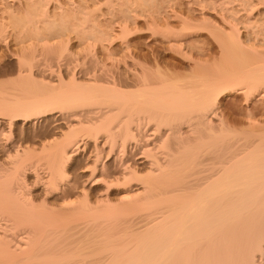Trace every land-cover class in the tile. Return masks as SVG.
I'll use <instances>...</instances> for the list:
<instances>
[{"label":"bare ground","instance_id":"obj_1","mask_svg":"<svg viewBox=\"0 0 264 264\" xmlns=\"http://www.w3.org/2000/svg\"><path fill=\"white\" fill-rule=\"evenodd\" d=\"M24 2L0 15L25 36L65 28L69 7ZM226 5L221 24H200L219 26L233 53L244 44ZM252 22L255 60L213 77L173 79L132 59L45 68L34 53L0 69V264H264V121L251 110L252 128L236 130L216 109L222 93L264 97V23Z\"/></svg>","mask_w":264,"mask_h":264},{"label":"rangeland","instance_id":"obj_2","mask_svg":"<svg viewBox=\"0 0 264 264\" xmlns=\"http://www.w3.org/2000/svg\"><path fill=\"white\" fill-rule=\"evenodd\" d=\"M43 1L45 3H43L44 6L42 5V8L47 9L49 12L60 10L58 6L61 4H63L62 7L64 8L66 6V9L69 7V14L66 16L65 21H63L64 23L59 25V21L55 22L60 28L66 24L64 25L66 29L63 27L64 30L62 28L60 31L55 24L54 27L60 33L58 32L57 36L53 38H42L43 40H40L35 35H33L34 38L32 35L25 36L20 29L21 27H17L16 30V27L12 26L14 24L12 19L0 15V24L3 25L4 29V35L2 34L4 37L0 36V69L6 67L5 69L10 70L11 68L12 70L14 68L13 65L15 66V58L18 59L22 55L32 56V53H34L33 56H35V59L38 58L40 66L43 65L45 68L51 62H55L62 66L72 64L68 66H73L72 68L75 69L78 66L77 69H79L80 65H83L82 62L85 58H87V63L83 66L89 65L88 59L90 58L93 62H90L92 66L94 64L96 67L114 66L116 68L123 66L124 59H132L136 61L133 62L139 69H142L141 67L146 65L145 67H148L147 69L150 70H161L160 72L172 73V78L175 77L173 79L186 80L192 77V75L201 76L203 73L206 76L211 75L213 77V75L217 76L222 72L234 70L236 67H242L245 64L241 66L240 63L244 61L250 65L253 61L252 59L255 60V57L251 50H245V48L247 45L255 44L256 40V45L258 44V38L256 39L255 32H253L256 25L252 21H257V27L260 29L264 26H261L264 23V3L249 5L246 9H242V11L237 3L234 5V3H228V0L226 2L223 0L234 9V12L239 10L235 12L239 23L236 21V27H238L237 31L240 34V43L244 45L242 48L236 45V48L238 47L240 50L233 47V55V53H230L232 50L225 53L224 51L222 52V49L225 47L223 46L225 42L223 40H226V38L223 37L224 35L221 31L218 32L219 26L215 28L218 30H214L217 34L213 32V28L221 24L219 13L222 12L224 14L225 12L222 10L226 11L224 9L226 4L224 3L223 5L222 0L218 1H220L219 4H222L224 8L220 7L216 2L213 5L217 6V8L211 6L212 9L209 7L210 5L206 6L205 3L203 6L202 0H81L83 3L88 1L87 5L89 6L88 11L90 15L88 17L85 16V18H81V14L75 10L77 2L80 0H69V2L71 1L70 3L67 0ZM198 2L199 4H197ZM4 3L10 4L14 9H17L18 7L23 8L25 2L24 0H0V6L4 5ZM214 7L215 10L213 11ZM238 7L240 8L237 9ZM229 8L227 7V9ZM207 17H209L208 20L211 19V26L216 25L213 27L210 25L206 26V24H210L207 23L208 20H205ZM245 17L248 18L250 27L248 21L247 23L244 21ZM201 18H204V21L201 22ZM183 19L184 21L194 23L191 24L193 26L191 31L187 30L185 32L183 30L186 23V21L185 23L183 22ZM213 20L217 23H213ZM205 21L206 24L201 25ZM195 23L198 25L201 23L200 26L202 28L197 26V24L195 25ZM181 24H184V26H181ZM29 28L33 29L30 26ZM28 30L26 28V33H28ZM209 30L213 34L215 33V35L209 32ZM171 34L174 35L173 38ZM239 57H242V61L240 62ZM243 59L245 60L243 61ZM248 59L249 62L247 61ZM76 63L78 64L76 65ZM229 67L231 68L229 69ZM251 91L247 98L246 95H240L235 91L222 93L218 96L216 109L218 108L219 114L224 116L236 130L252 128L255 118L254 116L252 117L254 119L250 118L251 116L249 117L248 113L251 110L253 113H256V119L258 117L262 122L264 121V115L260 116L262 115V110L264 113V97L259 98L257 92ZM262 91H264V87L262 90L260 89V93Z\"/></svg>","mask_w":264,"mask_h":264}]
</instances>
